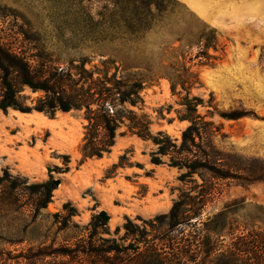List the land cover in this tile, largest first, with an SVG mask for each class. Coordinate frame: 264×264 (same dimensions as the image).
Here are the masks:
<instances>
[{"label":"rangeland","instance_id":"374dc122","mask_svg":"<svg viewBox=\"0 0 264 264\" xmlns=\"http://www.w3.org/2000/svg\"><path fill=\"white\" fill-rule=\"evenodd\" d=\"M146 1L152 0H0V39L14 52L48 54L60 66L110 59L128 79L152 75L141 92L150 131L177 140L188 125L178 119L185 92L177 86L172 93L162 73L185 66L195 75L189 97L203 101L197 114L221 126L217 148L264 162V0H155L157 9L137 16ZM23 37L36 39L35 47L23 45ZM12 81L27 105L41 96L16 75ZM230 112L241 117L218 116ZM84 124L73 111L51 118L0 111V264L134 262L144 248L125 234L126 221L153 222L151 236H159L166 226L156 217L196 189L190 179L179 181L182 171L166 158L151 164L155 147L120 134L124 128L109 154L84 159ZM123 155L129 166L113 170ZM50 178L57 185L38 209L40 185ZM203 203L201 229L217 230L203 232L212 251L202 262L264 264V181L222 182L220 194Z\"/></svg>","mask_w":264,"mask_h":264},{"label":"trees","instance_id":"16d2710c","mask_svg":"<svg viewBox=\"0 0 264 264\" xmlns=\"http://www.w3.org/2000/svg\"><path fill=\"white\" fill-rule=\"evenodd\" d=\"M157 2H141L142 7L137 8V16L152 11V7L157 9ZM36 42L31 37H23L25 46L34 48ZM90 63L89 59L80 58L77 61L71 60L66 66H60L48 54L14 52L0 39V111L7 112L11 109L20 113L37 112L50 118L58 112L77 113L85 122L79 148L84 159H99L109 154L121 128L125 130L120 134L128 133L151 142L155 150L150 153L149 162L162 165L165 164L163 158H166L168 166L182 171L179 181L186 182V179H190L198 190L192 189L187 196H180L167 214L156 217V220L166 226V231L159 236H151L153 222L142 221L139 226L130 220L126 221L123 225L125 234L133 236L144 248V252L138 253L134 262L125 264H204L203 253L208 257L212 246L202 243L205 238L203 232L215 234L217 226L201 229L205 225L200 221L203 200L220 194L222 182L233 181L242 187L263 182L264 162L245 159L217 148L213 139L218 135L222 136L221 126L197 114V105L203 106V101L189 97L188 90L195 80V75L189 68L182 66L180 70L170 69L172 72L162 73L169 81L172 93L177 86L185 92L180 103L183 113L178 119L188 122V125L177 140L163 132L152 134L150 131L151 122L143 111L141 92L145 80L152 81V75L128 79L120 74L119 68L110 59L97 65ZM13 75H16L21 85L41 96L27 105V98L23 97L22 100L18 95L12 81ZM218 116L225 120L241 117L235 112L219 113ZM127 161L124 155L120 156L112 169L129 166ZM194 175L199 177L200 184L192 179ZM3 181L4 178L0 176V184ZM40 188L44 189V199L38 209L45 208L50 202L55 189L54 181L50 178ZM191 192L194 195H189ZM209 240L210 237L208 243ZM103 263L113 264L107 261Z\"/></svg>","mask_w":264,"mask_h":264},{"label":"water","instance_id":"95a60500","mask_svg":"<svg viewBox=\"0 0 264 264\" xmlns=\"http://www.w3.org/2000/svg\"><path fill=\"white\" fill-rule=\"evenodd\" d=\"M54 183H55V185H57V182H54ZM100 217L103 218V220H105V221L107 220V216H105L104 213H101Z\"/></svg>","mask_w":264,"mask_h":264},{"label":"bare ground","instance_id":"6f19581e","mask_svg":"<svg viewBox=\"0 0 264 264\" xmlns=\"http://www.w3.org/2000/svg\"><path fill=\"white\" fill-rule=\"evenodd\" d=\"M43 121H44V118H43Z\"/></svg>","mask_w":264,"mask_h":264}]
</instances>
